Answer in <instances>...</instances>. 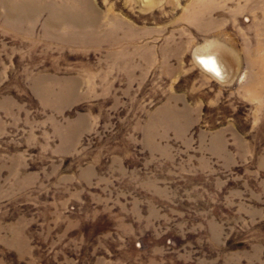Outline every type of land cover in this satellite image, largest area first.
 <instances>
[{
  "label": "rangeland",
  "instance_id": "obj_1",
  "mask_svg": "<svg viewBox=\"0 0 264 264\" xmlns=\"http://www.w3.org/2000/svg\"><path fill=\"white\" fill-rule=\"evenodd\" d=\"M0 264H264V0H0Z\"/></svg>",
  "mask_w": 264,
  "mask_h": 264
},
{
  "label": "bare ground",
  "instance_id": "obj_2",
  "mask_svg": "<svg viewBox=\"0 0 264 264\" xmlns=\"http://www.w3.org/2000/svg\"><path fill=\"white\" fill-rule=\"evenodd\" d=\"M200 58L203 60L206 67L210 69L212 68L213 70H217L219 72L220 67L211 55L201 56Z\"/></svg>",
  "mask_w": 264,
  "mask_h": 264
}]
</instances>
